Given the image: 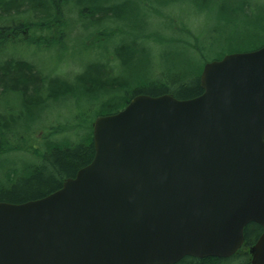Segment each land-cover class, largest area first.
Returning a JSON list of instances; mask_svg holds the SVG:
<instances>
[{
    "label": "water",
    "instance_id": "obj_1",
    "mask_svg": "<svg viewBox=\"0 0 264 264\" xmlns=\"http://www.w3.org/2000/svg\"><path fill=\"white\" fill-rule=\"evenodd\" d=\"M203 92L135 95L93 123L95 154L61 188L0 202V264L229 258L245 227L264 264V46L205 64Z\"/></svg>",
    "mask_w": 264,
    "mask_h": 264
},
{
    "label": "trees",
    "instance_id": "obj_2",
    "mask_svg": "<svg viewBox=\"0 0 264 264\" xmlns=\"http://www.w3.org/2000/svg\"><path fill=\"white\" fill-rule=\"evenodd\" d=\"M178 1L145 0L149 4H145V6L160 15L162 13L154 5L171 6ZM240 2L241 7H235L234 13H243L244 6L250 3L249 1L245 2V0L244 2L240 0ZM197 4H201V2ZM69 5L78 9V13L82 17V22L77 23L75 28L78 25L79 27L82 26L89 31L88 36L93 35V37H99V39L101 37L105 41H109L115 31L119 34L124 33L123 28L113 24L114 22L129 21L131 23L129 30L126 32L133 35L128 34L130 37L128 41L114 47L111 52L108 48L103 49L107 52L104 62L100 65L106 70V75L103 74L104 79L103 77H96V74L89 71L92 63L86 65L84 70L78 73L74 81L71 82L62 76L53 77L51 74H45L35 62L28 59L9 56V53L3 56L2 49L6 47L9 41L8 33L10 30H15L13 32L15 33L20 29H32L33 26L27 23V20L39 16L42 20L37 21L35 28L43 23L45 24L42 27L50 28L49 21L64 15L63 9ZM135 11L136 7L133 5L118 0H0V21H10L9 23L0 24V96L13 92V94L22 98L23 109L32 115L33 112L37 114L41 112L49 101L57 100L63 97L62 95H68L63 94L64 90L71 93L76 90L74 94L75 96L80 94L77 98L79 102H90L88 111L83 112L80 117L85 119V123L92 124L97 116L112 114L123 109L129 100L138 94L158 96L168 93L178 99L194 98L203 92L200 76L207 62L219 60L228 53L251 51L264 46V25H260V28L241 36L233 33H222L218 29V37L210 36L209 39L204 41L201 37H196L184 24L176 28L180 33L186 35L187 42H184L183 45L192 49L197 60L189 65H182L181 61L176 60V57L169 61L170 51L164 50L161 54L164 64L160 66L159 69L162 70L157 74L158 76L155 75L150 82H138L132 88L130 82L116 74L117 69L119 71V68H131L137 65L140 59L133 63L137 59V55L142 50L147 49L142 41L143 39L164 43V40L156 32H145L146 16H139L142 17L141 20H138V22H141L139 25L137 20L129 18V16L136 17ZM25 14L29 16L24 17L26 23L24 25L20 22L22 19H18L16 16ZM12 16H15L16 19H12ZM255 16L258 17L257 13ZM228 17L234 20L230 15ZM61 26L63 31H66L61 36L64 39L68 35V23L61 24ZM171 28L174 29V26L171 25ZM139 29L145 30V35L142 37L135 32ZM95 32H97L96 35H94ZM77 40H79L78 36ZM167 41L170 42L168 39ZM27 42L33 45L30 39ZM218 42L222 44L219 48H215L214 46ZM52 43L56 44V41L53 40ZM80 45L86 47L87 41H81ZM37 46L40 48L51 47V45L44 46L40 43H37ZM126 50L128 52L123 55V51L126 52ZM115 60L118 61V64L116 66L111 65ZM159 74L161 75L159 76ZM88 129L89 134L85 136L82 142L67 147L57 144L48 145L47 150L40 156L38 164L24 168L20 174L13 172L15 178L8 186L1 185L0 182V201L23 203L45 197L61 188L67 178L74 177L76 172L90 163L94 157L92 126ZM3 145L5 144H0V153L3 152ZM261 233L262 227L259 224L250 223L245 227L243 247L232 257L197 258L186 256L176 264H251V255L248 249L249 246L255 243Z\"/></svg>",
    "mask_w": 264,
    "mask_h": 264
},
{
    "label": "rangeland",
    "instance_id": "obj_3",
    "mask_svg": "<svg viewBox=\"0 0 264 264\" xmlns=\"http://www.w3.org/2000/svg\"><path fill=\"white\" fill-rule=\"evenodd\" d=\"M118 1H125V3L136 7V17L129 16V18L138 22L142 19L139 16H146L147 24L144 27L146 31H144L146 33L154 31L164 40L162 43L143 39L147 49L137 55V59L133 62L140 59L137 65L131 68H119V71L117 69L116 74L130 82L132 88L138 82L152 81L154 76L160 73L162 69L159 68L164 64L161 59L164 50L170 51L169 61L176 57V60L181 61L182 65H189L197 60L192 49L184 47L183 44L187 42V37L177 30L178 26L181 27L185 24L196 37H201L206 41L210 36L218 37V29L222 33L241 36L264 25V0H245L250 3L244 6L243 13L233 12L235 7H241L240 0H179L171 6L154 5L162 13L160 15L149 10L145 6V4L149 5L145 0ZM198 2L201 4H197ZM63 11L64 15L49 21L50 28L42 27L45 24L43 22L42 25L35 28L37 21L42 20L39 16L27 20V23L33 26L32 29H20L15 33H13L15 30H10L9 41L2 49L3 56L9 53V56L28 59L35 62L45 74H51L53 77L62 76L71 82L74 81L78 73L84 70L86 65L91 63L89 71L96 74V77H103V74L106 75V70L100 65L104 62L107 54L103 49L108 48L111 52L114 47L128 41L130 39L128 34L133 35L126 32L131 23L129 21L114 22L113 24L123 28L124 33L119 34L115 31L110 40L105 41L101 37L99 39L93 35L88 36L89 31L82 26L78 25L75 28L77 23L82 22L78 9L69 5ZM256 13L258 17L255 16ZM27 14L16 17L22 19L20 22L25 25L24 17L27 18L29 16ZM16 17L12 16V19L15 20ZM5 22L9 23L10 21H0V24ZM64 23H68V35L62 39L63 32H66L61 26ZM139 23L141 22H138V25ZM171 25L174 26V29L171 28ZM144 31L139 29L135 32L142 37L145 35ZM77 36L79 40H77ZM28 39L32 41L33 45L28 44ZM53 40L56 41V44L52 43ZM81 41H87V46L80 45ZM37 43L44 46L51 45V47L40 48ZM221 44L218 42L214 47L219 48ZM127 52L128 50L123 51L122 54ZM117 64V60L111 63L113 66ZM74 93L64 90L63 94L68 95H62L63 97L57 100L49 101L41 112L38 114L33 112L32 115L23 109L22 98L13 92L0 96V144H5L3 152L0 153L1 185L8 186L13 182L15 178L13 172L20 174L24 168L38 164L40 156L47 150L48 145L57 144L67 147L80 143L89 134L90 126H92L93 135V122L87 124L85 119L80 117L83 112L88 111L90 102H79L77 98L80 94L75 96ZM8 173L11 174L8 175Z\"/></svg>",
    "mask_w": 264,
    "mask_h": 264
}]
</instances>
